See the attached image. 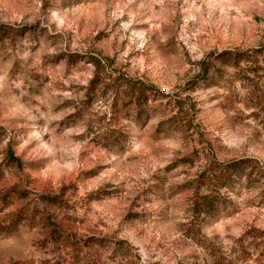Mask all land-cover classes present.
<instances>
[{"label": "rangeland", "instance_id": "374dc122", "mask_svg": "<svg viewBox=\"0 0 264 264\" xmlns=\"http://www.w3.org/2000/svg\"><path fill=\"white\" fill-rule=\"evenodd\" d=\"M0 264H264V0H0Z\"/></svg>", "mask_w": 264, "mask_h": 264}, {"label": "trees", "instance_id": "16d2710c", "mask_svg": "<svg viewBox=\"0 0 264 264\" xmlns=\"http://www.w3.org/2000/svg\"><path fill=\"white\" fill-rule=\"evenodd\" d=\"M231 168H233V167H237V168H240V166H242L241 165V162H236V163H232V164H230L229 165ZM228 174H233V173H229L228 172ZM242 175V174H241ZM226 182L227 183H229V187H231L232 186V181L230 182V180H229V177L226 179ZM206 203V202H205ZM214 207V202L212 201V200H210L209 202H207V204H206V207H204V208H199L198 209V211L200 212V213H207V214H210L211 212V209ZM10 224H12V226L15 224V222H14V224L13 223H10Z\"/></svg>", "mask_w": 264, "mask_h": 264}]
</instances>
